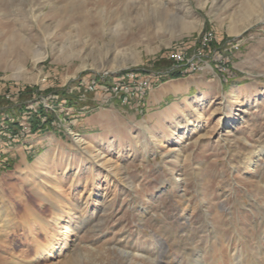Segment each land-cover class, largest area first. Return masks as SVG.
I'll use <instances>...</instances> for the list:
<instances>
[{
	"label": "rangeland",
	"instance_id": "obj_1",
	"mask_svg": "<svg viewBox=\"0 0 264 264\" xmlns=\"http://www.w3.org/2000/svg\"><path fill=\"white\" fill-rule=\"evenodd\" d=\"M0 118V264H264V0H0Z\"/></svg>",
	"mask_w": 264,
	"mask_h": 264
},
{
	"label": "crops",
	"instance_id": "obj_2",
	"mask_svg": "<svg viewBox=\"0 0 264 264\" xmlns=\"http://www.w3.org/2000/svg\"><path fill=\"white\" fill-rule=\"evenodd\" d=\"M241 79H244V77H237L235 72H231L230 74L224 76L218 73H214L210 79L206 80V75L199 74L197 76H189V77H178L173 78L165 81L162 85H154L152 89H150L148 96L145 100L146 110L151 111L152 115H156L161 110H165V108L172 109L176 104L179 103V101L184 100L185 98H188L189 95H199L204 94L205 96L207 94H213L214 96L221 95L222 92H225L226 83L236 82L240 81ZM247 84H252L251 81ZM220 91V92H219ZM225 100V99H224ZM168 109V110H170ZM7 122V120H6ZM0 124L2 126V129L4 127V124H9L8 122L5 123L0 118ZM18 126V124H16ZM0 126V127H1ZM8 126V125H7ZM13 128V127H11ZM15 128H19L15 127ZM1 131V130H0ZM2 130L1 134L6 137V133L15 134L16 131H10V129H7V131ZM0 135V136H2ZM33 138H26L25 140H16L13 144H19L16 147H11L5 150V141H0V163H3L4 161L8 162V166H15L17 163H22L23 160L27 161V155L28 153H31L35 151L36 145L39 143V141H32ZM49 140H52L49 138ZM41 142V141H40ZM10 151V153L6 156L3 155V153ZM1 152H3L1 154ZM15 153V154H14Z\"/></svg>",
	"mask_w": 264,
	"mask_h": 264
},
{
	"label": "bare ground",
	"instance_id": "obj_3",
	"mask_svg": "<svg viewBox=\"0 0 264 264\" xmlns=\"http://www.w3.org/2000/svg\"><path fill=\"white\" fill-rule=\"evenodd\" d=\"M252 4V3H251ZM251 6V5H250ZM249 19V18H248ZM243 21V20H242ZM235 23V22H234ZM238 23V22H237ZM245 23V22H244ZM246 23H247V21H246ZM250 24V23H249ZM249 24H245L244 26H243V28H242V31H244V30H246L247 28H249ZM236 28V27H235ZM232 29V28H231ZM231 31V30H230ZM36 60H39V58L38 59H36ZM111 70H114V69H111ZM121 87V88H120ZM120 87H115V90H117V92L119 91V92H123L124 94H126L127 96L126 97H124L125 99L126 98H128V97H130L131 95H134L133 93H131L130 91H128V89L125 87V86H121L120 85ZM141 87H147V85H138V87L137 88H141ZM89 89L90 90H92V89H95V88H93L92 86H90L89 87ZM123 90V91H122ZM73 138H74V140L75 141H77L78 143L80 142V140L78 139V136H76V135H73ZM259 156L263 159V162H264V148H263V150L261 151V152H259ZM45 164V161H44V159H40L39 160V166L41 165V166H43ZM252 163H250V165H251ZM58 222V221H57ZM46 247V246H45ZM47 249V248H46ZM51 250V248L49 249L48 248V250H46L48 253H49V251ZM53 250V249H52ZM42 255V254H41ZM72 258V257H71ZM77 259H74V260H71L70 262H69V264H77Z\"/></svg>",
	"mask_w": 264,
	"mask_h": 264
},
{
	"label": "built area",
	"instance_id": "obj_4",
	"mask_svg": "<svg viewBox=\"0 0 264 264\" xmlns=\"http://www.w3.org/2000/svg\"><path fill=\"white\" fill-rule=\"evenodd\" d=\"M207 41H209V39H208V36L207 35H204L203 36V45L204 46H206L207 45ZM237 48H234V50H236ZM173 60H176V61H180V62H182V60H183V58H182V56H181V54H175L174 56H173ZM190 66V70L193 68V65L191 64V65H189ZM142 80H150L149 78L148 79H140V78H138L137 80H136V83H140L141 85H142ZM121 83V82H120ZM115 87L116 86H114L110 91H114L115 90ZM89 89V88H88ZM127 95L126 94H124L123 93V98L124 97H126Z\"/></svg>",
	"mask_w": 264,
	"mask_h": 264
},
{
	"label": "trees",
	"instance_id": "obj_5",
	"mask_svg": "<svg viewBox=\"0 0 264 264\" xmlns=\"http://www.w3.org/2000/svg\"><path fill=\"white\" fill-rule=\"evenodd\" d=\"M172 77H173V78H178V77H179V74H177V73L172 74Z\"/></svg>",
	"mask_w": 264,
	"mask_h": 264
}]
</instances>
